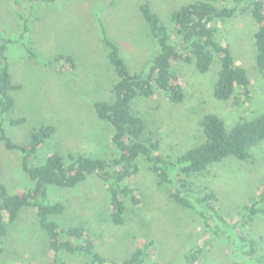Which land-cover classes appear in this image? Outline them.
Returning <instances> with one entry per match:
<instances>
[{"label": "rangeland", "instance_id": "obj_1", "mask_svg": "<svg viewBox=\"0 0 264 264\" xmlns=\"http://www.w3.org/2000/svg\"><path fill=\"white\" fill-rule=\"evenodd\" d=\"M146 1L166 23H171L173 11L194 0H21L30 17L26 33L10 1L0 0V44L5 38L13 40L8 44L7 55L14 82L19 86L13 93L15 109L4 116L3 127L20 144L31 142L32 133L41 124L56 127L29 159V165H42L55 152L105 158L118 154L111 142L110 125L98 118L94 108L98 100L114 99L113 87L118 80L109 64L103 34L105 29L119 46L132 72H148L158 45L141 11ZM215 25L218 39L228 43L236 62L247 68L252 94L238 102L218 100L214 95L220 70L217 60L206 73L198 71L194 63H175L185 90L184 101L173 104L158 91L151 97L137 99L133 105L134 112L146 121L147 131L159 138L165 154H181L203 143L205 134L200 122L207 113L219 115L229 128L264 113V77L256 68L257 22L249 11L238 10L233 18ZM22 34L24 38L20 39ZM29 47L36 56L30 55ZM58 53L71 55L76 68L61 72V63L54 62ZM19 117H26L27 121L20 125L9 122ZM252 153L253 159L248 161L232 156L213 164L196 179V183L216 190L222 213L228 219L264 183V141ZM141 167L136 186L142 202L133 205L126 200L124 224L112 221L107 186L96 175H89L74 187L50 186V201L66 206L62 214L52 219L60 227L85 226L98 250L111 261L128 258L145 240H151L155 264H183L185 254L201 246L208 233L193 209L173 200L171 187L159 185L145 163ZM0 170L1 180L10 192L34 187L24 167L23 154L9 149L3 141ZM252 229L253 236L264 245L263 215L254 219ZM228 236L211 234L200 264H234ZM3 247L0 264L88 263L85 256L68 251L59 252L60 259L55 261V252L49 247L33 207L23 208L9 227ZM246 264L252 262L247 260Z\"/></svg>", "mask_w": 264, "mask_h": 264}, {"label": "trees", "instance_id": "obj_2", "mask_svg": "<svg viewBox=\"0 0 264 264\" xmlns=\"http://www.w3.org/2000/svg\"><path fill=\"white\" fill-rule=\"evenodd\" d=\"M9 1L26 33L30 24L28 13L24 11L21 0ZM238 10L249 11L258 24L254 35L256 68L264 77V0H194L174 10L171 23H166L149 1L144 2L141 11L158 45V52L148 72H132L119 46L104 29L107 57L118 80L113 87L114 99L98 100L94 108L98 118L111 127V142L118 154L110 158L82 153H68L65 156L55 152L42 165L28 164L38 148L54 134L56 127L52 124L36 127L28 144L15 143L7 135L3 127L4 116L15 109L13 93L19 86L14 82L7 55L8 44L13 40H3V44H0V115L3 117L0 121V141L9 149L23 154L24 167L34 181V187L17 193L10 192L1 180L0 170V254L4 250L3 239L9 227L18 220L23 208L33 207L41 228L47 234L49 247L55 252V261L60 259L59 252L68 251L85 256L87 264H155L152 259L154 243L151 240H145L143 246L137 247L122 261L109 260L98 250L95 238L85 226L60 227L52 219V216L62 214L66 206L62 202L52 203L49 195L50 186L74 187L89 175L99 176L110 196L111 219L115 224L122 225L125 223L126 200L133 205L142 202L136 180L142 163H145L158 178L159 185L171 187L173 200L194 210L208 233L201 246L197 245L185 254L183 264H200L202 254L208 247L207 238L211 239V234L222 233L229 234V248L235 255L234 264H246L247 260L252 264H264V245L261 239L253 236L252 231L254 219L264 216V183L231 219L222 213L216 190L196 183V179L210 166L229 157L242 161L253 159L252 149L264 141V113L231 128L219 115L207 113L200 122L205 141L184 153L172 155L161 151L159 138L147 131L146 121L133 110L137 99L151 97L158 91L164 93L173 104L184 101L182 78L175 68V63L180 62L194 63L198 71L206 73L217 60L220 70L214 89L215 97L222 101L234 99L236 102L243 97L248 99L252 94L248 70L236 62L230 45L218 39V27L215 25L217 21L233 18ZM27 51L31 56H36L30 47ZM54 62L61 63V72L74 70L77 66L71 55L63 53L56 54ZM26 121V117H19L9 122L20 125Z\"/></svg>", "mask_w": 264, "mask_h": 264}]
</instances>
